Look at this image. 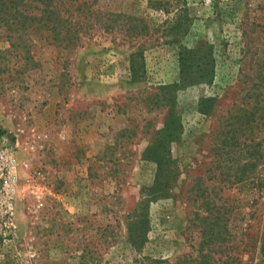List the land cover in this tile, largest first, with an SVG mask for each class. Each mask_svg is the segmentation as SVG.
<instances>
[{
    "label": "rangeland",
    "instance_id": "1",
    "mask_svg": "<svg viewBox=\"0 0 264 264\" xmlns=\"http://www.w3.org/2000/svg\"><path fill=\"white\" fill-rule=\"evenodd\" d=\"M60 2L74 49L0 30V264H264V0Z\"/></svg>",
    "mask_w": 264,
    "mask_h": 264
},
{
    "label": "trees",
    "instance_id": "2",
    "mask_svg": "<svg viewBox=\"0 0 264 264\" xmlns=\"http://www.w3.org/2000/svg\"><path fill=\"white\" fill-rule=\"evenodd\" d=\"M62 5L60 0H0V30L7 33V38L26 35L29 31L40 32L56 47L74 49L80 41L79 32L82 27L71 15H65ZM196 51L181 48L179 81L173 85L174 89L180 90L185 86L210 80L212 71L209 66L212 58L209 56L208 59V53L197 56ZM252 119L253 115H250L245 123L250 124ZM246 166H243V170ZM209 242L208 240L201 245L197 257H184L178 264H231L215 260L206 249L205 251L203 247Z\"/></svg>",
    "mask_w": 264,
    "mask_h": 264
},
{
    "label": "built area",
    "instance_id": "3",
    "mask_svg": "<svg viewBox=\"0 0 264 264\" xmlns=\"http://www.w3.org/2000/svg\"><path fill=\"white\" fill-rule=\"evenodd\" d=\"M18 180V164L13 149L0 146V202L3 216L10 217L14 209V192Z\"/></svg>",
    "mask_w": 264,
    "mask_h": 264
}]
</instances>
